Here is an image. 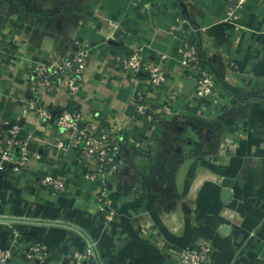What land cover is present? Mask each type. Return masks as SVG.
Masks as SVG:
<instances>
[{"label": "crops", "instance_id": "obj_1", "mask_svg": "<svg viewBox=\"0 0 264 264\" xmlns=\"http://www.w3.org/2000/svg\"><path fill=\"white\" fill-rule=\"evenodd\" d=\"M183 19L193 33L176 30ZM183 41L199 45L215 101L194 96L195 71L176 55ZM70 46L86 53L89 87L44 101L54 114L80 112L100 135L123 127L108 165V225L76 163L72 132L26 107L34 65ZM132 46L144 61L166 56L167 81L154 92L146 72L115 66ZM139 95L173 115L134 117ZM0 120V136L17 124L30 154L40 155L20 171L11 162L0 169L7 264H33L23 254L30 243L45 244L48 262L58 264L88 241L94 264H178V252L200 239L213 248L203 264H264V0H0ZM40 174L64 177L67 191L43 189Z\"/></svg>", "mask_w": 264, "mask_h": 264}, {"label": "built area", "instance_id": "obj_2", "mask_svg": "<svg viewBox=\"0 0 264 264\" xmlns=\"http://www.w3.org/2000/svg\"><path fill=\"white\" fill-rule=\"evenodd\" d=\"M243 0H238L241 3ZM176 30L186 28L193 33L195 27L183 19L175 27ZM142 48L132 46L128 53L117 57L115 66L121 72H131L135 76L139 72H146L148 85L151 91L157 90L167 81V71L164 64L166 56L159 55L157 61H144ZM179 66L182 69L195 71L194 96L198 100L211 98L215 101V79L210 67L205 63L199 45L194 41H183L177 49ZM85 52L69 47L65 51H53L46 61L34 65L29 76L30 97L26 101L28 111L32 112L39 121L44 124H53L59 130L72 132V145L76 148V163L83 169V177L96 188L95 204L99 211V221L108 225L113 219V208L108 194V165L119 149V140L124 134L123 127L115 124L109 129L108 134L100 135L93 123L86 122L80 112L64 110L54 114L46 105L44 99L49 94H57L62 91H84L89 87L84 73ZM133 80V79H131ZM119 82H124L122 78ZM134 117L146 123L157 121L158 116L165 118L173 115V110L168 104L160 107L152 105L147 95H139L133 100ZM1 124V120H0ZM82 124V127H79ZM28 138L20 134L17 124L4 127L0 136V169L6 162L13 164L14 171H20L27 167L32 159L38 160L40 155L34 152L32 155L27 149ZM62 143L58 142V146ZM144 141L136 143L139 151L144 150ZM38 185L43 189L55 193H65L67 182L64 177L51 174H40ZM211 243L206 239H200L195 247L184 248L178 252V264H203L209 260ZM24 257L33 264H50L48 262V249L43 243H30L23 251ZM95 244L88 241L86 247L81 250H73L70 259L58 264H94ZM11 259L8 250L0 248V264H7ZM264 260V250L262 254Z\"/></svg>", "mask_w": 264, "mask_h": 264}]
</instances>
